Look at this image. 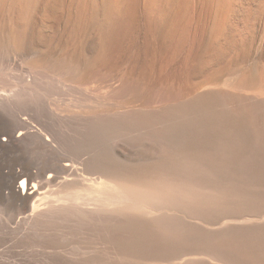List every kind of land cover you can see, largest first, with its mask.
Segmentation results:
<instances>
[{"label": "bare ground", "instance_id": "1", "mask_svg": "<svg viewBox=\"0 0 264 264\" xmlns=\"http://www.w3.org/2000/svg\"><path fill=\"white\" fill-rule=\"evenodd\" d=\"M2 188L40 264H264V0H0Z\"/></svg>", "mask_w": 264, "mask_h": 264}, {"label": "rangeland", "instance_id": "2", "mask_svg": "<svg viewBox=\"0 0 264 264\" xmlns=\"http://www.w3.org/2000/svg\"><path fill=\"white\" fill-rule=\"evenodd\" d=\"M32 125L34 130L33 137L35 139L40 136L48 137V132L39 122L34 121ZM26 147L28 148H26L25 157L32 162L35 156H37L36 150L31 144H27ZM16 158L18 157L14 159L16 160ZM30 162L22 165L20 163L14 164L13 169L30 168L32 166ZM32 170H35V168L32 167ZM5 171L7 172L8 170L6 169ZM7 192L6 189L2 188L0 193V264H38V262L40 264L44 259V254L39 245V240L41 239L40 232L46 230L48 227H52V225L49 224L43 229L41 225L26 220L16 201L5 200ZM63 223H65L68 230H72L75 227L73 221H65ZM26 237L32 241L29 240L28 242ZM79 244L76 241H70L69 246L75 248Z\"/></svg>", "mask_w": 264, "mask_h": 264}]
</instances>
